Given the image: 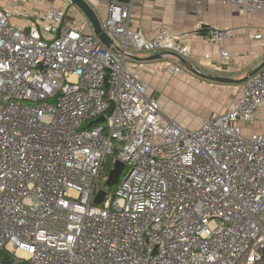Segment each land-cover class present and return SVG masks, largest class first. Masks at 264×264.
<instances>
[{"label": "built area", "instance_id": "2783aa9c", "mask_svg": "<svg viewBox=\"0 0 264 264\" xmlns=\"http://www.w3.org/2000/svg\"><path fill=\"white\" fill-rule=\"evenodd\" d=\"M218 1L264 13V0ZM132 9L110 0L107 47L67 21L73 3L0 0V250L12 264L264 263V132H244L264 109V67L227 113L186 129L149 95L135 54L188 60L193 39L216 46L235 32L148 37ZM112 156L124 170L97 204Z\"/></svg>", "mask_w": 264, "mask_h": 264}, {"label": "crops", "instance_id": "0c3cea01", "mask_svg": "<svg viewBox=\"0 0 264 264\" xmlns=\"http://www.w3.org/2000/svg\"><path fill=\"white\" fill-rule=\"evenodd\" d=\"M6 1H11L14 5L18 4V6L26 8H31L36 4L40 5L42 1L47 2L49 5L56 4L58 7H65L67 4L72 3L70 0H3V4H6ZM21 1L25 2V6L20 5ZM86 1L96 12L100 22L107 17L110 0ZM131 1L133 2L131 28L142 31L148 37H155L157 34L167 31L177 34L192 32L199 26H203L206 29L215 27L234 30V36L221 45L213 46L198 39H193L190 42L192 55L190 59L186 60L200 73L243 80L264 63V41H259L255 38V36L264 32V13L243 11L233 4H225L218 0ZM74 7L75 10L68 13L67 21L72 25L81 23L80 29L84 33H94L95 29L88 16L78 6L74 5ZM14 15L17 14L15 13ZM24 20L26 21V19ZM222 49L233 58L231 63L226 64L223 60L221 56ZM162 54L165 53L135 54L136 58L144 60L134 61L143 62L145 65L140 70V75L149 87V95L158 100L160 99L159 102L161 101L162 103H165L166 99L171 102L190 100L194 103L202 102L200 90L203 91V86L197 81L207 80L194 75L174 56L165 55L160 59L148 60ZM207 56H210V58L207 59ZM167 68H181L183 74H173L167 71ZM194 76L200 80L196 81ZM230 86L235 87L233 93H231L235 97L239 95L236 100L240 99L242 95L238 88L242 85ZM154 93H158L159 96H155ZM199 107L197 108L199 109ZM227 111L228 108H219L211 112H204V110L199 109L198 113L200 115L196 116L197 120L193 121V123L186 118L185 115H189L186 111H184V114L180 113V111L177 116L174 114L171 119L175 120L178 117V121L175 120L178 124L186 129L194 130L201 127L206 118L207 120L213 119L227 113ZM168 117L170 116L168 115ZM255 131L258 133L264 132V109L261 112L260 121L244 126V132L247 136H252Z\"/></svg>", "mask_w": 264, "mask_h": 264}, {"label": "rangeland", "instance_id": "374dc122", "mask_svg": "<svg viewBox=\"0 0 264 264\" xmlns=\"http://www.w3.org/2000/svg\"><path fill=\"white\" fill-rule=\"evenodd\" d=\"M42 4L39 6H42V9L49 8L50 5L47 4V2L42 1ZM20 5L25 6V2L21 1ZM46 6V7H45ZM11 25L13 27H19L21 31H24L27 27L28 24L26 21L22 18H19L17 15H13L11 17ZM195 80H200L197 77H195ZM200 82V84L203 86L202 90H200V94L202 95V102L200 103H194L193 101H179V102H171L170 100H165V103H162L160 101V104L163 108V113L169 118L170 120L176 122L178 124V117L175 118V120L171 119V116L173 118V115L176 114L177 116L180 113L184 114V111L189 113V115H185L186 118L193 123V121L197 120V117L200 115L198 113V110H204V112H211L213 110H217L219 108H228L236 101V98L232 93L234 90V86L226 85V84H220V83H212V82H207V81H197ZM232 92V93H231ZM155 96H159L158 93H154ZM160 100V99H159ZM198 106L199 109L197 108ZM170 117H168V115ZM197 116V117H196ZM205 118V117H204ZM207 120V118H206ZM203 121V120H202ZM186 127V126H185ZM188 128V127H187ZM191 128V127H190ZM117 163V157L112 156L108 159V162L106 163L105 166V171L103 175V180L100 182L99 186V193H107L109 195H113L116 189V184L115 185H110L109 182L111 180V174L115 170V165ZM101 195V194H100ZM99 195V196H100ZM98 196V197H99Z\"/></svg>", "mask_w": 264, "mask_h": 264}, {"label": "water", "instance_id": "95a60500", "mask_svg": "<svg viewBox=\"0 0 264 264\" xmlns=\"http://www.w3.org/2000/svg\"><path fill=\"white\" fill-rule=\"evenodd\" d=\"M74 5L78 6L90 19L91 23L93 24V27L95 29V33L99 36L101 41L107 46L111 47L112 46V41L108 37V35L103 31L101 22L94 11V9L89 5V3L86 0H70ZM174 56L178 58L194 75L197 77L207 80L209 82H214V83H220V84H228V85H242L244 84L251 76L255 75L259 70H261L264 67V63L257 69L255 70L249 77L243 79V80H235L231 78H222V77H217V76H210L206 75L203 73H200L199 71L195 70L194 67L187 61L186 59L180 57L179 55L175 54H162L159 56H155L153 58H150L148 60H156L160 59L163 56ZM135 60H139L138 58L134 57ZM139 61H144V60H139ZM105 121V117L100 118L98 122H103ZM124 170V165L117 161L115 165V170L111 174V180L109 182L110 185H115L119 182L120 177L122 175V172ZM104 200V193H101V195L97 198L96 203L100 204ZM6 264H12V263H6Z\"/></svg>", "mask_w": 264, "mask_h": 264}, {"label": "trees", "instance_id": "16d2710c", "mask_svg": "<svg viewBox=\"0 0 264 264\" xmlns=\"http://www.w3.org/2000/svg\"><path fill=\"white\" fill-rule=\"evenodd\" d=\"M0 261L3 264L13 263L12 257L7 252L1 250H0ZM22 264H28V263L24 262Z\"/></svg>", "mask_w": 264, "mask_h": 264}]
</instances>
